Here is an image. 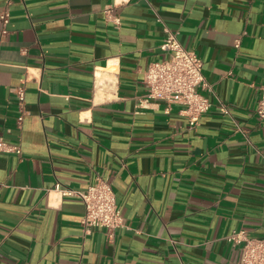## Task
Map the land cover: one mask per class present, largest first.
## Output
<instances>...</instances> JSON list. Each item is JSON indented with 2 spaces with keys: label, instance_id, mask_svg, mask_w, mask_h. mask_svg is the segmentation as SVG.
Listing matches in <instances>:
<instances>
[{
  "label": "crops",
  "instance_id": "0c3cea01",
  "mask_svg": "<svg viewBox=\"0 0 264 264\" xmlns=\"http://www.w3.org/2000/svg\"><path fill=\"white\" fill-rule=\"evenodd\" d=\"M6 5L0 139L21 153L0 150V264H235L229 234L264 236V0ZM166 28L204 62L212 105L197 129L146 96ZM98 175L124 216L111 239L84 234V202L56 189Z\"/></svg>",
  "mask_w": 264,
  "mask_h": 264
},
{
  "label": "built area",
  "instance_id": "2783aa9c",
  "mask_svg": "<svg viewBox=\"0 0 264 264\" xmlns=\"http://www.w3.org/2000/svg\"><path fill=\"white\" fill-rule=\"evenodd\" d=\"M109 21L120 27L121 19L113 13L112 7L105 9ZM9 6L0 10V32L7 33L10 21ZM166 36L161 48L167 56L161 60L151 62L143 72V80L147 86V99L163 101L165 110L170 111L173 104L182 106L181 113L186 116L190 127L197 129L201 117L211 105L210 97L203 92L209 88V83L204 74V62L199 54L186 47L178 39L175 32L166 28ZM261 96L256 111L264 119V83L260 86ZM17 94L21 101L25 99V90L20 87ZM222 110L226 111L225 106ZM25 113L17 118V124L22 125ZM0 150L21 153V147L11 145L0 139ZM62 196L81 199L85 204V214L82 218L84 234H90L95 228L106 230L108 238H113L115 230L124 225V216L117 203L112 182L101 175L95 182L84 189L56 186ZM228 239L238 245L241 256L235 264H264V236H251L246 229L235 230L228 235Z\"/></svg>",
  "mask_w": 264,
  "mask_h": 264
},
{
  "label": "bare ground",
  "instance_id": "6f19581e",
  "mask_svg": "<svg viewBox=\"0 0 264 264\" xmlns=\"http://www.w3.org/2000/svg\"><path fill=\"white\" fill-rule=\"evenodd\" d=\"M99 76H100V77H99V78H100V83H102V81H103V77H102L101 74H100Z\"/></svg>",
  "mask_w": 264,
  "mask_h": 264
}]
</instances>
